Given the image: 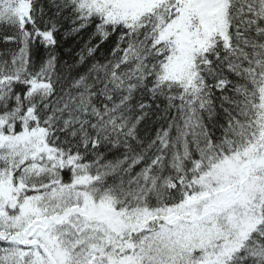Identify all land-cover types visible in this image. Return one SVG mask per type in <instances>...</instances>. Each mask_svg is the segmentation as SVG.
Masks as SVG:
<instances>
[{
    "label": "snow or ice",
    "instance_id": "obj_1",
    "mask_svg": "<svg viewBox=\"0 0 264 264\" xmlns=\"http://www.w3.org/2000/svg\"><path fill=\"white\" fill-rule=\"evenodd\" d=\"M0 264H264V0H0Z\"/></svg>",
    "mask_w": 264,
    "mask_h": 264
}]
</instances>
